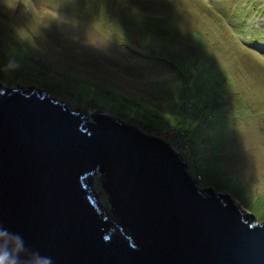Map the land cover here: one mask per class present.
<instances>
[{"label":"rangeland","instance_id":"rangeland-1","mask_svg":"<svg viewBox=\"0 0 264 264\" xmlns=\"http://www.w3.org/2000/svg\"><path fill=\"white\" fill-rule=\"evenodd\" d=\"M18 28L34 29L33 42L18 39ZM0 84L35 88L88 120L102 110L162 138L187 153L198 187L225 192L264 220V0L0 7ZM90 181L110 211L98 175Z\"/></svg>","mask_w":264,"mask_h":264},{"label":"water","instance_id":"water-1","mask_svg":"<svg viewBox=\"0 0 264 264\" xmlns=\"http://www.w3.org/2000/svg\"><path fill=\"white\" fill-rule=\"evenodd\" d=\"M0 84V255L9 264H264V220L198 187L160 137ZM97 174L110 211L97 203Z\"/></svg>","mask_w":264,"mask_h":264},{"label":"clouds","instance_id":"clouds-1","mask_svg":"<svg viewBox=\"0 0 264 264\" xmlns=\"http://www.w3.org/2000/svg\"><path fill=\"white\" fill-rule=\"evenodd\" d=\"M27 3L28 0H0V7L8 11H16L17 8L21 7L22 5L26 6ZM15 31L18 39L28 41L29 43L33 42L34 36L32 33L35 31L34 29L29 30L25 28H18ZM6 67L11 70V69H15L17 65L14 62L10 61ZM12 259H13V253L9 250L8 252H6L5 255H0V264H9V261ZM16 264H19V262L16 261Z\"/></svg>","mask_w":264,"mask_h":264},{"label":"trees","instance_id":"trees-1","mask_svg":"<svg viewBox=\"0 0 264 264\" xmlns=\"http://www.w3.org/2000/svg\"><path fill=\"white\" fill-rule=\"evenodd\" d=\"M189 132V131H188ZM188 136V135H187ZM190 140V139H189ZM188 140V141H189ZM174 144V143H173ZM172 145V144H171ZM172 146H174V145H172ZM189 147V146H188ZM178 149V148H177ZM188 152V151H187ZM183 153H185V154H187L185 151H183V152H181L180 154L184 157V155H183ZM189 155V154H188ZM190 156V155H189ZM184 159H185V161H186V158L184 157ZM186 163H187V161H186Z\"/></svg>","mask_w":264,"mask_h":264},{"label":"built area","instance_id":"built-area-1","mask_svg":"<svg viewBox=\"0 0 264 264\" xmlns=\"http://www.w3.org/2000/svg\"><path fill=\"white\" fill-rule=\"evenodd\" d=\"M182 140H183V142H182V143H185V142H184V139H182ZM185 146H186V148L188 147V145H187V144H185ZM175 149H176V148H175ZM176 151H177L178 153H181V152H183V151H181V150H180V151H178V149H176Z\"/></svg>","mask_w":264,"mask_h":264}]
</instances>
